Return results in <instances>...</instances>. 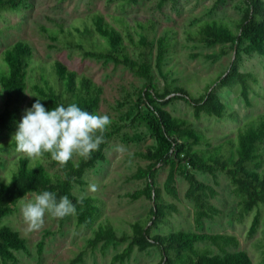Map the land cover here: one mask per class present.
<instances>
[{"label":"trees","instance_id":"1","mask_svg":"<svg viewBox=\"0 0 264 264\" xmlns=\"http://www.w3.org/2000/svg\"><path fill=\"white\" fill-rule=\"evenodd\" d=\"M168 1L158 0L157 8L161 9ZM244 3L246 12L237 21L235 29L222 20L211 19L189 33L191 38L208 47L220 46L218 53L209 54L207 58L216 60L229 50L234 55L226 71L198 97L182 86L170 88L167 82L162 91L158 90L153 81V67L165 78L162 66L171 45V32L165 29L162 35L156 36L154 19H148L145 23L136 21L139 30L135 33L138 39L133 40L123 17H113L115 22L123 26L129 42L136 50L135 57L128 52L120 30L99 12L91 16L89 24L82 22L65 28L58 24L56 29L40 25V32L52 42L48 45L50 48L58 49L60 45L74 48L84 58L123 65L134 76L144 80L136 93V100L122 118H128L129 123L126 125L144 128V132L136 131L133 138L139 139L147 133L152 143L145 151L135 153L147 164L145 167H137L130 175L132 180H143L144 185L126 196L131 200L144 197L151 201V205L146 218L130 223V233L118 235L112 225L100 223L87 239L89 248L93 249L100 244L102 252L110 245L128 241L120 252L112 256L110 264H122L134 249L145 251L151 247H155L161 256L155 264H252L247 251L228 250L229 247L237 248L239 244L233 234L182 229L161 234L151 233L152 229L159 230L168 224L167 216L176 211L174 204L164 201L162 190L168 196L177 198V175L187 183L184 197L192 204L196 227H200L204 219L213 220L222 213L210 201L218 194L213 185L218 182L217 173L225 175L230 182L231 192L237 199L236 219L242 220L245 215L254 212L248 236H252L260 224L261 209L264 208V114L248 121L239 129L235 141L227 140V147L223 149V143L212 146L206 135L194 128L191 121L173 116L165 109L172 100H182L192 107L195 119L201 116L219 119L236 117L235 113L227 111L226 104L217 92L220 88H231L234 85L239 87L245 105H251L249 91L255 76L252 72H241L238 62L241 53L264 56V1L244 0ZM30 6L29 0H0V16L2 12H18ZM32 51L28 42L19 39L1 53L0 88L3 101L0 109V136L17 131L24 106L31 108L38 98L49 111L58 105L66 107L75 103L91 114H99L103 93L100 85L59 60H54L46 71L40 62L33 60ZM30 71L35 72L36 80L30 85L31 98L27 100V77ZM111 127L113 129L108 127L104 133L105 142L90 158L74 160L73 157L61 167L51 159L50 154H45L43 157L48 159L50 166L56 168L52 174L41 162L33 165L29 158L20 156L16 168L10 173V180L0 179L2 264H18L19 259L15 255L17 251L30 254L26 239L18 231L1 224L2 219L10 215L14 206L29 193L39 194L47 190L56 193L57 199L67 195L76 207L73 216L77 226L91 228L101 217V199L92 195L76 196L72 189L75 184L84 185L85 173L105 159L108 140L118 134L121 128L120 125ZM11 144H15L13 139L1 143L0 150ZM2 165L0 157V169ZM164 166H168V172L162 187H159L156 174ZM197 174L209 175L213 178V184L201 181ZM66 218L58 219L62 224ZM200 242L209 243L217 252L209 246L198 247ZM43 244V239L38 241V254H41ZM82 256L83 253H80L69 264L82 262ZM261 264H264V256Z\"/></svg>","mask_w":264,"mask_h":264},{"label":"rangeland","instance_id":"2","mask_svg":"<svg viewBox=\"0 0 264 264\" xmlns=\"http://www.w3.org/2000/svg\"><path fill=\"white\" fill-rule=\"evenodd\" d=\"M31 6L18 12H2L0 16V61L2 51L16 40H24L32 47L33 60L40 62L49 70L54 60L61 61L68 68L78 74H84L92 79L103 89L99 115L107 114L112 123L120 125L118 134L108 140L105 148V159L99 161L94 168L88 170L83 180L84 185L75 184L72 192L76 196L92 195L101 199L102 214L93 227H81L75 223L73 215L67 216L61 224L58 218L45 215L44 225L37 231H29L25 223L21 208L34 200L36 193H29L22 198L13 208L10 215L4 217L1 224L11 227L19 232L27 241L30 254L22 251L15 252L19 259L18 264H69L72 259L83 253L82 262L78 264H110L112 256L120 252L128 243L110 245L101 251L98 244L91 249L87 246V239L93 234L94 229L100 223H109L114 227L118 235L130 233V223L147 217L151 201L142 197L131 200L127 193L141 188L143 180H132L130 175L137 167H145L147 162L135 156L136 152L145 151L152 140L145 133L139 139L133 138L136 131L140 133L143 127L126 125L128 118L123 119L126 111L136 100V93L144 83V80L134 76L123 65L114 64L111 61L84 58L76 49L60 45L58 49L50 48L52 43L40 32V25L56 29L58 24L64 28L71 24L91 22V16L99 12L104 18L120 30L124 37V44L135 57V48L129 42L123 26L114 21L113 17L120 16L125 20L128 31L133 40H137L135 33L139 30L136 21L145 23L148 19H154L156 36L164 33L165 29L171 32V45L163 63L161 76L153 67L154 79L159 91L165 87L182 86L192 95H203L206 87L211 85L217 77L226 71L230 61L234 57L230 50L227 54L213 60L207 55L219 51L220 46H206L189 36L190 32L197 30L204 21L217 19L226 22L232 29L236 28L237 21L246 12L244 0H169L161 9L157 8L158 0H29ZM264 1V0H263ZM239 70L252 72L255 82L251 83L249 97L250 106H246L239 93V87H223L217 92L226 104L227 111L236 114V117L219 119L209 116H201L195 119L192 107L182 100H172L165 109L173 116L186 118L191 121L194 128L202 131L212 146L222 144L227 147V140L235 141L237 133L248 121L264 114V56L259 54H240ZM154 64V62H152ZM36 74L30 71L27 77V100L31 98L30 85L35 82ZM172 81H174L172 83ZM3 93L0 88V109L2 107ZM24 106L23 116L25 114ZM109 126V129L113 127ZM125 125V126H124ZM16 131L0 136V144L13 139ZM121 146L123 152L116 151ZM203 147V146H202ZM25 156L16 151V145L0 150L3 165L0 169V179L10 180V173L16 168L18 158ZM74 160L81 156L73 155ZM41 162L53 174L55 167H51L48 159L42 157L30 159V163ZM37 163H35L36 165ZM168 166L160 167L156 174V182L159 187L165 180ZM198 179L213 184V178L209 175L197 174ZM217 184H213L218 194L210 201L222 210V213L213 220L204 219L200 227H196L193 221V207L191 202L184 197L187 188L186 181L179 175L176 176L175 187L178 197L173 198L162 190L165 202L172 203L176 211L167 216V223L161 229H152L151 233H165L171 230H194L209 233H228L237 237V248L229 247L228 250H245L252 260V264H261L264 256V208L261 209L260 224L257 231L248 236V228L254 212L237 220V199L231 192L228 178L217 173ZM92 183L99 185L95 193L89 191ZM43 239L44 244L41 254L37 253V243ZM209 246L214 252L217 249L206 242L198 243V247ZM160 252L151 247L145 251L133 250L131 255L122 264H155L160 260ZM0 264L1 260H0ZM114 264H120L116 262Z\"/></svg>","mask_w":264,"mask_h":264},{"label":"clouds","instance_id":"3","mask_svg":"<svg viewBox=\"0 0 264 264\" xmlns=\"http://www.w3.org/2000/svg\"><path fill=\"white\" fill-rule=\"evenodd\" d=\"M40 101L38 98L31 108L25 109L13 137L17 152L29 159L50 154L51 159L63 167L74 154L90 158L105 142L104 133L112 123L107 114H91L75 103L66 107L58 105L49 111ZM116 151L123 152L125 149L117 146ZM88 188L95 193L99 185L92 183ZM80 202H83V198ZM75 212L76 207L67 195L57 199L56 193L47 190L36 194L34 200L21 208L29 231L43 227L46 213L62 219Z\"/></svg>","mask_w":264,"mask_h":264}]
</instances>
